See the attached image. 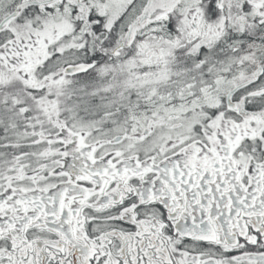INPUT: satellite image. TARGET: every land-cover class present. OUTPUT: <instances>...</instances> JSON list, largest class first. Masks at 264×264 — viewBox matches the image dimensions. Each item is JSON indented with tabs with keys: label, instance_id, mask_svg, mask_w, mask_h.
Returning <instances> with one entry per match:
<instances>
[{
	"label": "snow or ice",
	"instance_id": "6c2138e0",
	"mask_svg": "<svg viewBox=\"0 0 264 264\" xmlns=\"http://www.w3.org/2000/svg\"><path fill=\"white\" fill-rule=\"evenodd\" d=\"M0 264H264V0H0Z\"/></svg>",
	"mask_w": 264,
	"mask_h": 264
}]
</instances>
